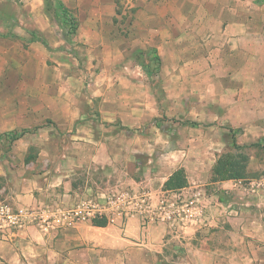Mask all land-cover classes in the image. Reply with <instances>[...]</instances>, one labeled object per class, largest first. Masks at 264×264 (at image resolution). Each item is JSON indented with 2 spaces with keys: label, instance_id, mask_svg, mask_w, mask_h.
<instances>
[{
  "label": "crops",
  "instance_id": "crops-1",
  "mask_svg": "<svg viewBox=\"0 0 264 264\" xmlns=\"http://www.w3.org/2000/svg\"><path fill=\"white\" fill-rule=\"evenodd\" d=\"M59 1L68 9L113 7L117 2ZM121 1L139 9H154L162 2L176 3L175 0ZM200 1L202 4L206 1L216 4L215 7L207 5L206 10L210 12L203 14L205 24L211 27L225 21L230 23L231 32H228L235 36L234 39L242 41L244 47L247 46L245 41L255 35L244 27L246 21L252 20L249 9H255L250 0ZM43 2L45 6V0H25L19 16H13L12 20L9 16L6 22L0 19V31L7 26L9 28L15 19L18 25L27 19L30 22L25 23V32H39L43 40L50 39L52 35L47 28V17L42 12ZM173 4L171 7L176 8L177 4ZM176 21L172 16L150 14L145 22L157 25ZM102 25L103 22H93L91 33H101ZM217 27L213 33L221 32ZM171 31L174 32V28ZM12 32L13 38L25 37L15 29ZM222 38L223 43L226 39L236 41L226 35ZM263 38L264 34L260 39ZM241 43L234 48L240 56L244 54ZM15 45L14 41L2 39L0 55H15ZM32 48H38L37 42L30 43L25 55L30 56ZM237 87L233 93L236 102L260 103L263 98L264 103V90H260L264 89V81H241ZM251 87L259 90L251 94L248 89ZM261 92L263 95L260 97ZM40 100L39 108L28 110L27 107H16L15 103L10 106L13 100H7L8 107H0V135L28 131L13 141L14 164V161L10 163L0 158V179L4 182L0 188V202L14 208L43 206L66 209L84 197L124 189L146 194L151 210H154L163 198L188 199L197 192L202 197L204 215L199 222L173 225L161 221L148 222L138 215L126 219L116 215L103 227L94 226L92 222H79L69 228L51 231L27 226L17 230L9 241H0V264H264L263 188L251 189L243 185L242 180L210 182L213 164L205 166L200 174L194 176L191 169L182 163L187 173V186L177 191H163L164 182L181 167L179 161L162 165L158 155L148 159V164L152 165L147 166L146 171L137 173L141 159L136 155L149 157L153 152L160 153L161 145L154 140L158 135L156 128L151 127L145 134L131 132L132 137L125 140L105 136L106 129H101V123L113 122L117 118L127 128L135 126L132 121L135 118L143 124L147 119L144 117L147 108L138 109L141 114L132 116L134 118L127 122L124 119L128 116L121 113L125 112V105L110 113L103 110V98L100 120L97 121L96 116L90 113V98L77 96L67 104L60 96L44 95ZM148 102L144 100L141 103L148 107ZM256 118H264V115ZM31 148L37 150L27 161ZM209 186L214 187L211 189Z\"/></svg>",
  "mask_w": 264,
  "mask_h": 264
},
{
  "label": "rangeland",
  "instance_id": "rangeland-1",
  "mask_svg": "<svg viewBox=\"0 0 264 264\" xmlns=\"http://www.w3.org/2000/svg\"><path fill=\"white\" fill-rule=\"evenodd\" d=\"M58 1L45 0V6L43 2L50 39L43 40L39 32H25V23L30 22L27 19L19 25L15 19L9 28L0 31V41L16 43L15 55H0V107H8L7 100H13L10 106L15 103L28 110L39 108L44 95L63 97L66 104L78 96L92 100L90 113L99 121L104 98L103 110L107 112L125 105L121 113L128 116L124 119L127 122L141 114L138 109L147 108L145 122L135 118L132 128L121 125L118 118L101 123L105 136L122 140L131 138V132L145 134L151 127L156 128L154 140L161 145L160 153L136 155L141 159L137 173L146 171L152 165L148 159L159 155V164L179 161L180 168L185 171V163L195 176L223 153L234 152L233 135L237 144L248 147L243 151L248 160L242 184L248 186L264 177V118H256L264 115L263 98L260 103H239L233 94L241 81H264V38L260 39L264 34V0H250L255 9L245 8L252 19L244 24L245 30L255 34L245 41L246 47L229 33L230 23L211 27L204 23L203 14L210 12L206 7L213 4L211 1L202 4L200 0H175L176 8L171 7L173 2H162L154 9H139L117 0L113 7L70 9L78 22L75 32L61 16ZM24 4L25 0H0V19L6 22L9 16L11 20L19 16ZM150 14L172 16L177 21L151 25L145 22ZM96 21L103 22L99 34L90 31ZM216 26L221 32L213 33ZM13 29L25 37L13 38ZM225 35L236 41L226 39L223 43ZM172 39L175 43L171 44ZM33 42L38 48H32L30 56L25 55ZM239 42L242 56L234 49ZM155 56L160 58V65L153 60ZM248 89L251 94L259 90ZM144 100H149L148 107L141 103ZM14 135H0V158L13 164ZM36 150L31 148L29 153L33 155ZM185 175L187 178L186 171ZM3 183L0 179V185Z\"/></svg>",
  "mask_w": 264,
  "mask_h": 264
},
{
  "label": "built area",
  "instance_id": "built-area-1",
  "mask_svg": "<svg viewBox=\"0 0 264 264\" xmlns=\"http://www.w3.org/2000/svg\"><path fill=\"white\" fill-rule=\"evenodd\" d=\"M251 189H264V177L248 184ZM102 200L103 203H100ZM118 215L121 219L138 215L144 220L161 221L166 225L174 223H194L203 219L204 209L201 195L194 193L188 199L163 198L156 209L151 210L149 197L144 193H134L124 189L112 190L100 196H87L72 208L57 209L38 206L34 208H14L0 202V241H9L17 230L27 226L51 231L72 227L79 222L94 219L109 221Z\"/></svg>",
  "mask_w": 264,
  "mask_h": 264
},
{
  "label": "trees",
  "instance_id": "trees-1",
  "mask_svg": "<svg viewBox=\"0 0 264 264\" xmlns=\"http://www.w3.org/2000/svg\"><path fill=\"white\" fill-rule=\"evenodd\" d=\"M58 8L61 11V16L68 21L71 28V32H75L78 26V22L71 15L70 9L66 8L60 1H58ZM1 36V35H0ZM39 41L43 42L42 39ZM154 51V50H153ZM157 65H160V58L155 56L153 59ZM192 126L198 125L195 122H188ZM28 132L27 130H21L19 133H14L12 137L14 140L20 138L23 134ZM231 143L234 152H226L220 155L211 168V182H219L226 180H242L245 178L246 173V162L248 156L243 152L247 146H241L237 144L234 136H231ZM252 144L250 146H255ZM33 158V155L27 157V161ZM187 178L183 168H178L175 170L169 178L163 184V191H177L187 186ZM2 185H0L1 188ZM94 226L103 227L106 225V219H94L92 220Z\"/></svg>",
  "mask_w": 264,
  "mask_h": 264
}]
</instances>
